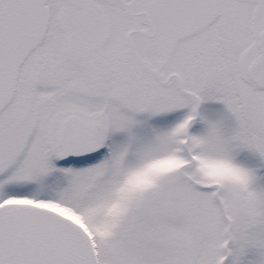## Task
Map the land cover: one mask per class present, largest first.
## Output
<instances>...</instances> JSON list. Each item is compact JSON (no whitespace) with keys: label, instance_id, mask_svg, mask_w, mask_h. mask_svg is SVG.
<instances>
[{"label":"snow or ice","instance_id":"obj_1","mask_svg":"<svg viewBox=\"0 0 264 264\" xmlns=\"http://www.w3.org/2000/svg\"><path fill=\"white\" fill-rule=\"evenodd\" d=\"M0 264H264V0H0Z\"/></svg>","mask_w":264,"mask_h":264}]
</instances>
